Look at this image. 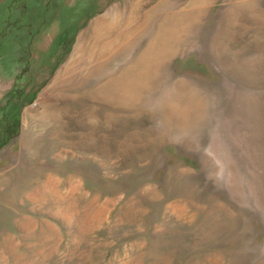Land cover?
<instances>
[{
  "label": "rangeland",
  "instance_id": "1",
  "mask_svg": "<svg viewBox=\"0 0 264 264\" xmlns=\"http://www.w3.org/2000/svg\"><path fill=\"white\" fill-rule=\"evenodd\" d=\"M50 3L41 42L67 12L71 44L16 83L27 96L0 77L20 110L0 147V264H264V0ZM131 15L132 45L81 49ZM122 73L132 94L109 96Z\"/></svg>",
  "mask_w": 264,
  "mask_h": 264
},
{
  "label": "flooded vegetation",
  "instance_id": "2",
  "mask_svg": "<svg viewBox=\"0 0 264 264\" xmlns=\"http://www.w3.org/2000/svg\"><path fill=\"white\" fill-rule=\"evenodd\" d=\"M50 12V6L46 9L39 0H6L0 5V77L10 79L11 87L15 85L6 91L8 95L27 96L16 83L29 84L36 73L46 71L50 55L65 50L63 42L51 48L41 42Z\"/></svg>",
  "mask_w": 264,
  "mask_h": 264
},
{
  "label": "bare ground",
  "instance_id": "3",
  "mask_svg": "<svg viewBox=\"0 0 264 264\" xmlns=\"http://www.w3.org/2000/svg\"><path fill=\"white\" fill-rule=\"evenodd\" d=\"M190 8H194L195 9V6H192ZM194 17H195L194 13L185 12L184 14L182 13L180 16H177V19H179V21L182 22L181 23L182 25H185V24L188 23V18L190 20L191 18L193 19ZM118 21L119 20H116L115 22H109L107 19H100V20L96 21V23L94 25V27H95L94 30L96 31V35H95V38L93 39V44H91V46L88 47L87 49L84 48V46L81 49L83 51L84 50L85 51H89L90 54L92 53V54H94V56H98L99 59H100V55L102 57L103 53L107 54L108 57H110L111 54L116 55L117 50L121 49L120 48L121 46L123 48H125L126 46H130V44L132 45V41L134 39L133 36H134V34L136 36L138 33H140L139 29H141L140 28L141 26L140 25H137V26L132 25L133 22H134V19H133L132 15L130 17L129 16L126 17L125 19L122 18V20H121L122 23L120 25L117 24ZM129 23L131 24V26H130L131 29L129 28V25H130ZM184 35H187L186 31L183 32V30L182 31H178L177 30L173 34L169 33V36H166L165 38H162L161 40H160V38L158 39L157 36H154L153 38H151L149 40V45H148V48L146 50L147 55L150 53L149 51L152 48H154V49L158 48V49L162 50L161 52H162L163 56H165L164 52H167V51H168V53L170 51L172 52V49L176 47V43H179L178 39L181 38ZM151 52H153V51H151ZM144 55L145 54L142 55V58H141L140 61H142L145 58ZM92 57H93V55H92ZM108 57H106V58H108ZM149 57H151V56H149ZM159 57H161V56H159ZM154 60H155V58H154ZM158 60L159 59H157V61ZM148 64H150V63H148ZM137 73H138L137 69H135L130 74V76L132 74H136L137 75ZM117 77L118 78L115 77V79H112V80H114V83L112 84V91L113 92H112V94L110 93L109 96L111 95L112 97L115 98V96L113 95V93H115V94H120L119 96L122 97V98L129 97V95L132 94V93H130L129 88L127 87V86H129L127 84V82L130 81L129 80V78H130L129 74L125 73L123 75V73H122L120 75V77L119 76H117ZM127 80H129V81H127ZM115 81H116V83H115ZM166 108H170V110H171L170 111L171 112L170 115H173L174 105L171 104V99H170V102H169V100L167 101V107ZM170 115H168V116H170ZM180 115H182V114H180ZM183 116H185V115H183ZM171 118H172V116H171Z\"/></svg>",
  "mask_w": 264,
  "mask_h": 264
},
{
  "label": "trees",
  "instance_id": "4",
  "mask_svg": "<svg viewBox=\"0 0 264 264\" xmlns=\"http://www.w3.org/2000/svg\"><path fill=\"white\" fill-rule=\"evenodd\" d=\"M25 1V0H23ZM43 5L50 6L51 0H39ZM51 8V7H50ZM63 15V14H62ZM65 18L62 19V25L59 28L58 32L54 36L52 42L53 44H58L59 42H63L65 44V49L69 46L73 40V36L75 34L76 27H72V17L69 13H65L63 15ZM17 97H13L12 95H8V100ZM19 123H20V110L19 106L12 104H2L0 105V147L4 146L8 140L12 137L16 136L19 131Z\"/></svg>",
  "mask_w": 264,
  "mask_h": 264
}]
</instances>
